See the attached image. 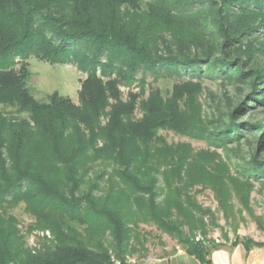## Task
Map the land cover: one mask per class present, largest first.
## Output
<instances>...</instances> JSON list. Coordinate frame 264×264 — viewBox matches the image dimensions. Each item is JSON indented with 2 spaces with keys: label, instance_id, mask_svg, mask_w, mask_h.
Instances as JSON below:
<instances>
[{
  "label": "trees",
  "instance_id": "obj_1",
  "mask_svg": "<svg viewBox=\"0 0 264 264\" xmlns=\"http://www.w3.org/2000/svg\"><path fill=\"white\" fill-rule=\"evenodd\" d=\"M141 2L156 25L216 16L210 33L225 47L240 38L225 29V18L246 21L242 36L264 27L261 0H0V206L23 204L34 229L49 233L38 248H27L16 220L0 216V264H128L134 245L142 247L140 225L154 226L199 264H211L218 246L195 241L197 233L205 235L209 213L192 203L190 192L206 188L208 177L220 178L224 169L195 161L211 155L167 144L159 132L225 149L244 137L239 127L257 128L263 141L264 127L239 125L231 114L228 123L206 131L203 120L183 115L185 94L164 98L157 89L142 102L141 118L130 120L138 95L122 100L119 87L136 84L142 92L148 76L219 79L233 64L211 45L187 56L182 51L193 43L178 55L154 54L136 26ZM252 19L259 24L250 28ZM238 22L228 26L237 31ZM30 56L51 64L73 62L87 73L79 104L57 93L36 101L27 87ZM236 68V82L246 83L241 65ZM252 79L237 112L264 102L257 97L264 71H254ZM5 106L15 107L17 116H5ZM250 162L248 176L264 175L263 162ZM238 244L246 251L264 248L247 238L231 247Z\"/></svg>",
  "mask_w": 264,
  "mask_h": 264
},
{
  "label": "rangeland",
  "instance_id": "obj_2",
  "mask_svg": "<svg viewBox=\"0 0 264 264\" xmlns=\"http://www.w3.org/2000/svg\"><path fill=\"white\" fill-rule=\"evenodd\" d=\"M261 1L264 4V0ZM147 12L146 6L141 2L140 10L134 15L135 18H140L136 25L141 34L140 39L148 42L154 54L178 55L184 46L193 43L190 50L182 51L184 56H187L211 45L216 47L217 56H225L233 64L226 76L222 75L219 79L161 76L154 81L148 76L142 92L136 84L130 88L119 87L122 100H126L129 93L138 95L136 108L130 120L138 121L141 118V107L144 104L142 102L146 101L150 89H157L164 98L177 93L185 94L180 103L183 115L186 118L203 120L206 131H213L220 122L228 123L231 114H234L233 121L239 125L260 124L264 127V102L262 104L250 102L249 112H237L239 105L247 101L251 92L249 81H254L252 73L264 71V27L251 35L242 36L243 30L247 27L246 21L242 24L240 18L233 17V21L238 20L237 24H242L241 28L237 26L236 31L228 26L231 18L228 20L225 18L223 24L227 26L225 29L229 34L234 31L240 35L232 46L225 47L221 44L222 38L218 34L210 33L214 31L213 23H217L216 16H205L203 21L178 17L169 21L170 24L156 25V21L147 17L149 16ZM258 24L259 20L252 19L248 27ZM26 63L27 87L36 101L45 102L49 95L57 93L61 97L69 98L75 105L79 104L78 94L87 73L77 64L73 62L51 64L34 56H30ZM18 65L19 63L14 68L17 69ZM237 65H241L245 73L243 81L246 83L236 82ZM230 77L234 79L229 80ZM257 87L260 88L257 97L264 96V86ZM1 111L7 117L17 116L15 107L5 106ZM20 117L26 118L25 115ZM101 123L103 124L104 120ZM239 130L244 131L242 133L244 137L227 145L225 149H217L203 139L180 136L170 131L159 132V136L167 144H185L195 155L202 152L211 155L195 161L210 162L207 167L214 168L218 165L224 169L222 177H208L211 183L204 184L206 188L196 186L190 192L192 203L209 213L203 221L206 226L205 235L199 233L195 235V241H202L207 247H211L212 244L218 248L231 247L236 240L243 238L264 244V175L248 176L247 173L252 159L264 163L263 136L257 128L242 126ZM102 168L104 167H97ZM107 171L110 169L107 168ZM92 176L91 174L90 177ZM0 216L13 217L16 220V227L27 248H38L43 237L49 238L48 232L34 229L35 220L25 212L23 204L0 206ZM183 230L186 232V228ZM138 231L142 247L134 245L136 252L127 258L128 264H144L148 259L168 258L179 250L183 251L176 240L161 233L152 225H140Z\"/></svg>",
  "mask_w": 264,
  "mask_h": 264
},
{
  "label": "crops",
  "instance_id": "obj_3",
  "mask_svg": "<svg viewBox=\"0 0 264 264\" xmlns=\"http://www.w3.org/2000/svg\"><path fill=\"white\" fill-rule=\"evenodd\" d=\"M211 264H264V248H251L246 251L238 244L235 247H223L211 252ZM144 264H199L193 257L185 252L170 255L168 258L148 259Z\"/></svg>",
  "mask_w": 264,
  "mask_h": 264
}]
</instances>
